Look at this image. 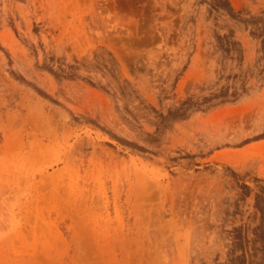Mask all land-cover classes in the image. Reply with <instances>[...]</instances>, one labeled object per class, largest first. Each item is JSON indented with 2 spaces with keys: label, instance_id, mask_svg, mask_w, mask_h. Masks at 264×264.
Returning <instances> with one entry per match:
<instances>
[{
  "label": "rangeland",
  "instance_id": "obj_1",
  "mask_svg": "<svg viewBox=\"0 0 264 264\" xmlns=\"http://www.w3.org/2000/svg\"><path fill=\"white\" fill-rule=\"evenodd\" d=\"M0 264H264V0H0Z\"/></svg>",
  "mask_w": 264,
  "mask_h": 264
},
{
  "label": "bare ground",
  "instance_id": "obj_2",
  "mask_svg": "<svg viewBox=\"0 0 264 264\" xmlns=\"http://www.w3.org/2000/svg\"><path fill=\"white\" fill-rule=\"evenodd\" d=\"M52 133V132H51Z\"/></svg>",
  "mask_w": 264,
  "mask_h": 264
}]
</instances>
